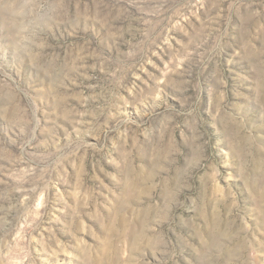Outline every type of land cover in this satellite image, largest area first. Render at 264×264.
Returning <instances> with one entry per match:
<instances>
[{
    "label": "rangeland",
    "instance_id": "obj_1",
    "mask_svg": "<svg viewBox=\"0 0 264 264\" xmlns=\"http://www.w3.org/2000/svg\"><path fill=\"white\" fill-rule=\"evenodd\" d=\"M0 264H264V0H0Z\"/></svg>",
    "mask_w": 264,
    "mask_h": 264
}]
</instances>
